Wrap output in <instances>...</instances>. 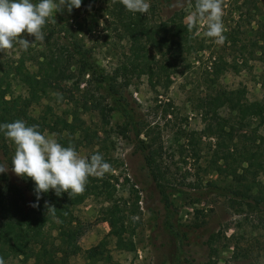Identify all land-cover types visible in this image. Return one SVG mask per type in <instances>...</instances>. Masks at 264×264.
Returning <instances> with one entry per match:
<instances>
[{
	"label": "rangeland",
	"instance_id": "obj_1",
	"mask_svg": "<svg viewBox=\"0 0 264 264\" xmlns=\"http://www.w3.org/2000/svg\"><path fill=\"white\" fill-rule=\"evenodd\" d=\"M137 6L141 14L154 21L181 9L183 22L192 23L203 42L199 45L201 50L187 58L185 70L177 60L175 72L154 87L144 77L132 75L120 93L143 127L141 138L153 139L161 149V168L173 187L168 189L170 208L165 209L160 202L141 156L134 149L132 134L120 129V111L115 108L103 122L89 106L95 100L102 105L108 103L101 89L87 76L78 83L75 79L61 82L57 93H51L48 101L36 106L34 114L43 105H50L61 116L63 110L70 111L74 106H65L72 96L83 123L81 130H74L72 135L62 132L68 142L64 146L56 143L54 133L44 131L34 141L33 152L59 170L76 171L89 157L95 174L112 187L116 214L120 209L125 216L122 226L110 224L100 211L111 204L86 198L73 211L82 229L77 244L82 251H96L100 259L96 264H205V240L218 232L230 238L216 243L214 264H264V208L227 201L212 190L213 186L225 187L244 194V185L253 181L249 195L264 200V171L243 173L239 184L229 176L216 175L208 163L212 139L200 133L203 124L192 108L209 91L204 82L212 78L214 67L221 70L218 81L222 87L241 91L246 104L262 101L264 50L258 47L264 42L258 40V33H264V0H139ZM40 10L82 42L98 72L112 77L121 66L127 45L119 38L117 25L103 15L102 5L69 9L43 0ZM6 54L11 59L17 57L14 50H7ZM31 67L26 64L22 70L29 72ZM14 92H22L19 85ZM258 134L264 137V127ZM261 161L264 167V154ZM237 173L241 174V170ZM8 176L11 180L14 177L10 173ZM6 264L24 263L21 258H12ZM68 264L91 263L86 254L80 253L71 257Z\"/></svg>",
	"mask_w": 264,
	"mask_h": 264
},
{
	"label": "trees",
	"instance_id": "obj_2",
	"mask_svg": "<svg viewBox=\"0 0 264 264\" xmlns=\"http://www.w3.org/2000/svg\"><path fill=\"white\" fill-rule=\"evenodd\" d=\"M50 1L56 7L69 9L102 5L103 15L117 25L119 38L124 40L128 52L113 76L107 77L91 63L89 51L82 48L75 35L42 14L43 0H0V264L12 258H21L24 264H68L71 257L80 253L96 264L100 260L96 251H82L77 244L82 229L73 215L74 209L88 197L111 204L100 211L110 224L122 226L125 222L120 209L116 214L112 187L95 174L89 157L76 171L59 170L33 152L34 141L44 131L54 133L56 143L64 146L68 142L62 132L72 135L74 130H81L83 123L76 114L78 107L72 96L65 106L69 103L74 106L70 111L63 110L61 116L50 105H43L34 114L36 106L48 101L51 93H57L61 82L75 79L78 83L87 76L88 81L93 80L101 89L108 103L102 105L95 100L89 106L103 122L115 108L120 111L123 117L120 129L132 134L134 149L141 156L160 202L165 209L170 208L168 189L173 187L161 168V149L153 139L141 138L143 127L120 93L132 75L144 77L150 87L160 80L165 82L175 72L177 60L185 70L187 58L203 45L193 24L183 22L181 9L166 19L154 21L141 14L139 0ZM258 40L264 42L263 32L258 33ZM231 45L235 43L232 41ZM258 48L263 51L264 45ZM7 50H14L16 59H11ZM26 64L32 66L29 72L22 70ZM220 71L219 67L212 68V78L204 82L209 91L192 108L203 124L200 133L213 142L208 161L212 171L239 184L238 178H243V173L254 175L264 171L261 161L264 137L258 134L264 127V97L259 104H246L241 91L220 85ZM17 85L22 92H14ZM9 173L14 176L12 180ZM253 183L244 185V194L225 187L213 186L212 190L227 201L238 200L251 208H264L260 196L249 195ZM229 238L218 232L206 238L205 264H214L216 243Z\"/></svg>",
	"mask_w": 264,
	"mask_h": 264
}]
</instances>
